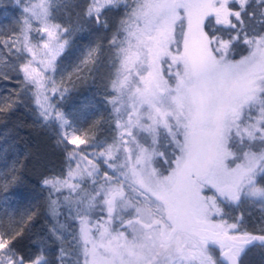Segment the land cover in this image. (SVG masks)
Instances as JSON below:
<instances>
[{
  "label": "snow or ice",
  "instance_id": "6c2138e0",
  "mask_svg": "<svg viewBox=\"0 0 264 264\" xmlns=\"http://www.w3.org/2000/svg\"><path fill=\"white\" fill-rule=\"evenodd\" d=\"M254 3L253 11L252 0H30L23 7L26 15L16 21L19 31L13 30L16 39L11 42L24 61L19 66L22 90L32 92L45 127H51L55 117L60 129L55 147L65 153L67 164L66 174L49 169L41 177V192L47 193L54 216L60 214L61 197L70 218L74 206L81 226L70 241L50 229L59 242L54 262L43 248L26 260L13 244L22 233L6 237L0 232V264H244L253 249L264 261V0ZM121 6L124 14L107 41L114 71L105 85L116 135L99 151L111 169L100 182V167L80 147L88 143L87 137L54 109L44 72L56 70L54 62L69 43L63 37L82 28L81 21L95 19L97 27L107 30L103 11ZM54 9L67 13V26L55 22ZM233 16L236 22L229 19ZM245 16L255 19L259 28ZM209 17L237 31L228 40L209 34ZM33 21L40 25L36 31L47 36L42 45L30 40ZM241 38L247 55L230 58L231 45ZM102 51V40L89 46L83 63H97ZM163 57L171 59L168 75L173 81L160 72ZM0 74L11 79L7 72ZM51 91H58L54 79ZM4 104L11 109L15 101H0V112L7 110ZM161 128L167 134L163 141ZM78 156L87 163L82 167L77 161L73 169ZM85 178L90 188L83 187ZM20 179L13 176L12 183ZM101 204L107 219L93 233L88 216ZM243 204L258 205L262 211L255 231L247 230L243 212L233 215ZM217 248L218 258L213 252Z\"/></svg>",
  "mask_w": 264,
  "mask_h": 264
},
{
  "label": "rangeland",
  "instance_id": "374dc122",
  "mask_svg": "<svg viewBox=\"0 0 264 264\" xmlns=\"http://www.w3.org/2000/svg\"><path fill=\"white\" fill-rule=\"evenodd\" d=\"M13 1L14 5L19 9V16H11L12 20L10 19L9 21L10 14L6 9L2 10V13L0 14V73L7 72L8 76L11 77V79H4L3 75L0 74V101L8 97H11L12 100L15 101L13 108L7 109V105L4 104L3 106L7 110L0 112V232H3L6 237L11 236L16 232L22 233L21 236L17 237V240L14 241L13 244L15 242L18 243L19 241L22 242V245L20 246L22 250L18 249L15 245L14 246L18 253L21 254L22 252V255L26 260L37 255L41 248H43L46 258L54 262L59 242L52 237L50 229H57V231H60L67 236L70 241L72 238L71 234L73 232L78 234L81 225L79 219L76 218V214L73 215L71 213L72 218L69 217V207L64 202L63 197L60 199L61 206L58 209L60 214L54 216L51 213L46 203L47 193L41 192L40 181V189L30 196L19 197L16 191L18 184L22 182L24 174V166L21 162V158L26 153L25 150H23V146H20V142L17 140V128L4 120L6 117L12 115L16 109H27L26 114L28 113L34 120L33 123L35 122L34 124L38 126L43 133L45 132V136L50 142V148H52V151H57L61 155V159L60 156L59 158L58 156L56 158L59 160H57V166H51V163L47 164V171L42 176L48 174L49 169L54 170L58 174L63 170L66 174L67 164L65 161V153L57 150L55 147V137L57 133L60 132V129L55 122V117H53L52 126L45 127L35 111L32 92L30 90H22L24 89L23 74L19 72V66L24 61L22 58H19L20 54L16 53L15 47L12 46L11 42L16 39V36L13 35V30L15 29L16 32L19 31V28L15 27L14 22L18 20L22 22L23 16L26 15L22 12V9L29 4L30 0H19V2L18 0ZM129 3H131V0H129ZM236 5V8H232V6H230V8L238 10L239 5ZM106 10L107 9L103 11L102 18H104V12ZM111 10L116 11V9ZM117 11L124 14L122 6ZM53 16L55 22L63 23L67 26L68 16L66 12L54 9ZM56 17L65 19L66 22H60L55 19ZM229 19L236 22L234 16ZM73 22L75 23V16L73 17ZM81 24L82 28L74 31L70 37H63L67 38L69 43L64 51L57 56L54 62L56 70L53 71L52 69H48L44 72V75L49 78L46 81L49 85L46 94L50 97V102L54 106V109L64 112L76 125L79 134L82 137H87L88 143L86 145H81L80 147L84 150V155L93 159V162L97 163L100 167V182H103V173H111V169H109L104 163L103 158L99 157V151L103 150V146L111 143L116 135L111 105L108 103V98L105 95V85L108 83V80L114 71L108 62L110 52L108 51L107 44V41L112 34L108 36L109 33H106L105 29L97 27L95 19H93L91 23L81 21ZM38 27H40V25L33 21V30L30 32V40L33 44L42 45L43 41L47 39V36L45 33L37 32L36 28ZM230 29L231 38L237 29ZM76 35H80L79 39L82 38V41L77 44L69 62L62 68H58L57 63L59 59L70 47ZM216 36L219 37V35ZM222 39L228 40L227 38ZM101 40L103 41V51L98 54V62L83 63L88 53V47L94 46ZM6 42L11 48V52H9V47H5ZM216 46L217 45L215 44L213 45V47ZM182 50L183 44L181 43L180 51ZM41 51H43V49H41ZM171 51L175 54L176 47L172 46ZM23 55L28 57V59L31 58L26 52ZM228 55L230 58L239 59L241 55H247V52L244 54H237L236 52L231 51L230 48ZM5 60L8 61V67H4ZM169 64H171V59L169 57H163L160 64V72L165 79L173 81L174 77L168 75ZM13 69H15V71H13ZM19 75L22 77L21 79ZM53 79L58 88V91L55 94L51 91ZM27 88L31 89L32 86L28 85ZM64 89H67V91L65 92ZM61 92L64 93L63 97H61ZM17 94H19L20 97L19 101H16ZM109 95H111V93H109ZM160 132L162 134L161 141H163V138L167 135L166 130L161 128ZM138 135L141 138L146 137V134L144 133H138ZM142 142H144L143 139ZM146 143L150 145L151 139H147ZM93 145H97V147H93ZM158 146L163 150V143ZM67 147L69 149L75 148V146L71 144H68ZM77 161H81V157L78 156L72 161L71 166L73 169L76 168ZM86 163V159L81 161V166L83 167ZM13 176H19L21 178L18 184L12 183ZM82 183L84 188L91 187V182L87 178H85ZM67 194L68 192L65 190L64 195L66 196ZM6 196L8 197L7 200L5 199ZM101 207H103L102 204L95 210L91 211L88 216V220L90 221L89 227L92 229L93 233H96L99 225L105 223L107 219V213L106 211L102 212L100 210ZM241 212L244 214L247 230H257L262 215L260 207L258 205L253 206L251 204H243L241 205V209L234 212L233 215L238 216ZM97 215H100L101 217L98 218ZM29 217H31V219H29ZM61 225H64L63 229H61ZM114 226L118 227L119 222L117 221ZM213 252L218 258V248L213 249ZM244 264H264V261L261 259V253L256 249L251 250L244 258Z\"/></svg>",
  "mask_w": 264,
  "mask_h": 264
},
{
  "label": "trees",
  "instance_id": "16d2710c",
  "mask_svg": "<svg viewBox=\"0 0 264 264\" xmlns=\"http://www.w3.org/2000/svg\"><path fill=\"white\" fill-rule=\"evenodd\" d=\"M80 3H85L86 0H79ZM253 7L249 8V11L255 10V3L254 0H252ZM232 8H236V4H230ZM6 9V11L10 14V19L12 20V17H18L19 16V9L14 5L13 0H0V14L2 13V10ZM64 14V13H62ZM16 15V16H15ZM123 14L120 11H114V10H106L104 12V18H107L109 22V29L106 30V33L112 34V31L115 27L116 22L119 20V18ZM12 16V17H11ZM75 16V13L73 12V17ZM6 17V16H5ZM8 18V17H7ZM56 20L60 22H66L65 19H61L60 17H56ZM8 20V19H7ZM211 21V26L208 25V21ZM246 22H248L250 25H256L257 28H259V25L256 24V20L252 17L245 16ZM19 21V20H18ZM15 27L16 26V22ZM67 24V23H66ZM227 26L220 24V26H217L215 23V18H208L205 21V30L209 34L219 35L221 38H227L230 39L231 30L230 28H226ZM213 29L216 31L213 32ZM80 35H76L74 37L70 47L66 50V52L61 56L59 59L57 65L58 68H62L65 66L74 52V49L76 48L77 44H79L82 40L79 39ZM231 51L236 52L237 54H244L248 52L247 45H245L242 41V38L238 41H234L231 45ZM22 60V59H21ZM20 76V75H19ZM22 77L20 76V79ZM27 109H16L12 115L9 117H6L4 120H6L7 123L10 125H14L17 128L18 138L17 140L20 142V146H23V150H25V153L22 158L21 162L24 166V174L22 178V182H20L17 186V194L19 197H25L30 196L34 193H36L39 188V181L41 180V176L45 174L46 166L47 164L51 163V166H57L58 158L61 155L57 151H52V148H50V142L47 140V137L45 136V132L43 133L41 129H39L38 126H36L33 123V119L30 117V115L26 111ZM58 160V161H57ZM47 162V163H46ZM69 210V209H68ZM72 214L75 215V210L73 207ZM98 216V215H97ZM101 216L99 215L98 218ZM14 245L22 250L20 246L22 245V242L19 241L18 243L15 242ZM22 254V252H21ZM24 254V253H23Z\"/></svg>",
  "mask_w": 264,
  "mask_h": 264
}]
</instances>
